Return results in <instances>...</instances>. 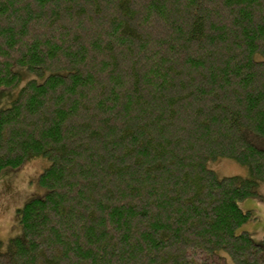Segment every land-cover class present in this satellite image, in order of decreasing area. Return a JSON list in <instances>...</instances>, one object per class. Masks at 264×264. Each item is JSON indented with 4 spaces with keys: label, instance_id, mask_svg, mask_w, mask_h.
Returning a JSON list of instances; mask_svg holds the SVG:
<instances>
[{
    "label": "trees",
    "instance_id": "obj_1",
    "mask_svg": "<svg viewBox=\"0 0 264 264\" xmlns=\"http://www.w3.org/2000/svg\"><path fill=\"white\" fill-rule=\"evenodd\" d=\"M255 54L264 0H0V88L49 71L0 110V175L49 160L0 264H264L238 231L264 185Z\"/></svg>",
    "mask_w": 264,
    "mask_h": 264
},
{
    "label": "rangeland",
    "instance_id": "obj_2",
    "mask_svg": "<svg viewBox=\"0 0 264 264\" xmlns=\"http://www.w3.org/2000/svg\"><path fill=\"white\" fill-rule=\"evenodd\" d=\"M254 57L264 59L262 54H255ZM14 69L20 73L21 81L14 88H0V110L18 97L21 87L27 80L36 78L41 81L49 72L45 71L44 74L38 75L24 66H15ZM253 137V142L264 148V140ZM48 165L49 160L46 157H37L26 161L18 168L7 167L2 170L0 175V240H6L10 236L21 233L18 208H21L28 200L44 195L45 189L39 185L38 176ZM206 166L213 169L218 177L236 175L245 178L248 176L245 165L227 157L208 159ZM254 189L255 195L237 200L238 206L243 211L250 212L238 231L246 230L254 242L260 243L264 234V185L258 182L254 185ZM221 252L227 263L233 264L229 256Z\"/></svg>",
    "mask_w": 264,
    "mask_h": 264
}]
</instances>
